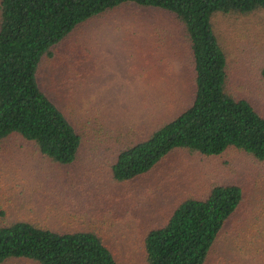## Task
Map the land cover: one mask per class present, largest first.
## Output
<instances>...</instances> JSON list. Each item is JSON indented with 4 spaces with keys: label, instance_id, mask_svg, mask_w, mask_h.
Returning <instances> with one entry per match:
<instances>
[{
    "label": "rangeland",
    "instance_id": "1",
    "mask_svg": "<svg viewBox=\"0 0 264 264\" xmlns=\"http://www.w3.org/2000/svg\"><path fill=\"white\" fill-rule=\"evenodd\" d=\"M227 90L264 114V10L218 14ZM46 58L40 81L83 135L77 160L59 164L14 136L0 145V224L27 219L58 230H97L122 264H146L143 238L176 205L238 183L244 201L206 264H264V161L235 148L217 156L176 150L151 172L113 178L120 150L192 103L195 73L174 14L125 4L74 30ZM5 264H37L11 259Z\"/></svg>",
    "mask_w": 264,
    "mask_h": 264
},
{
    "label": "trees",
    "instance_id": "2",
    "mask_svg": "<svg viewBox=\"0 0 264 264\" xmlns=\"http://www.w3.org/2000/svg\"><path fill=\"white\" fill-rule=\"evenodd\" d=\"M125 4L175 15L192 52L195 86L188 107L118 152L113 178L141 177L183 149L217 156L235 148L264 161V114L227 90L228 56L214 25L218 14L264 10V0H0V145L17 136L59 164L77 160L83 135L43 88L41 66L80 25ZM244 197L242 185L222 183L206 197L179 202L145 233L146 264H206ZM11 259L122 264L97 230H58L27 219L0 224V264Z\"/></svg>",
    "mask_w": 264,
    "mask_h": 264
}]
</instances>
